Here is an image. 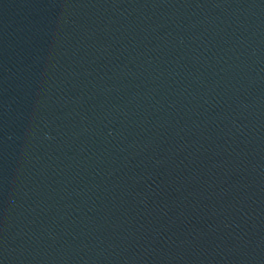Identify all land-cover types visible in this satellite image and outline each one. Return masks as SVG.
I'll list each match as a JSON object with an SVG mask.
<instances>
[{
    "label": "water",
    "instance_id": "water-1",
    "mask_svg": "<svg viewBox=\"0 0 264 264\" xmlns=\"http://www.w3.org/2000/svg\"><path fill=\"white\" fill-rule=\"evenodd\" d=\"M0 264H264V0H0Z\"/></svg>",
    "mask_w": 264,
    "mask_h": 264
}]
</instances>
